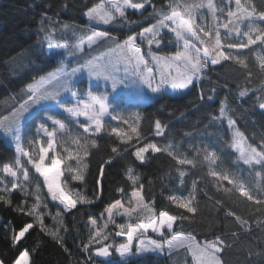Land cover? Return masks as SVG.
<instances>
[{"label":"trees","instance_id":"obj_1","mask_svg":"<svg viewBox=\"0 0 264 264\" xmlns=\"http://www.w3.org/2000/svg\"><path fill=\"white\" fill-rule=\"evenodd\" d=\"M43 1L45 0H0V116L8 115L11 109L27 99L26 86L35 78L54 69L61 62L72 65L85 60L84 52L77 51L73 55H68L65 49L57 45H75L96 30L110 33L113 38L110 41L114 44L115 39H126L129 35L139 33L147 26L156 23L158 19L156 13L168 11L167 5L172 2V0H132L133 3H143L145 8L141 11L126 8V20L118 18L116 22L105 24L90 19L86 13L89 8L106 0H62L47 12L37 8ZM185 2L207 4V0H185ZM251 2L256 4L258 11L264 10V4H261L260 0H251ZM213 3L216 4V0H213ZM198 11L206 12L213 18L212 10L206 6ZM255 20L259 22L261 30H264V21L258 18ZM240 24L237 23L236 27L239 28ZM213 25L218 26L215 22ZM48 31L53 32L51 50L48 47L49 42L44 38ZM160 40L159 47L156 44L151 48L145 47L144 53L147 54L148 50H173L174 46L164 42L169 40L166 30L163 39ZM91 47L94 48V52L99 50L97 44ZM234 50L243 55L247 67L236 63L235 60H222L220 64L214 66L209 64L203 78L198 82L194 81L193 85L183 93L174 94L162 90L141 105L122 100V105H137L140 113L139 141L128 149L130 165L135 170L134 174L139 176V180L133 184L125 174H122L107 183L104 196L106 202L111 204L123 199L136 186L143 184L141 193L143 200L155 209L157 215L163 210L177 217H186L175 222L171 233H188L200 243L220 235L230 245L223 254L226 264H264V257L256 255L257 252L264 251V224H257L258 220L264 221V206L249 201L237 190L225 192L224 188H232V185L209 175L210 166L204 160L206 151H215L220 159L216 164L211 165L212 168L217 171L221 168L227 170L233 178H241L250 192L264 196V167L258 165L253 167L236 162L238 154L228 147L231 143V130L225 119L221 122L218 118L221 103L226 100L228 115L236 120L237 127L245 134L249 143L258 148L264 144V111L261 107L264 105V71L260 70L256 55L257 51H261L264 58V42L257 41L246 48ZM49 51L65 52L63 60L49 56ZM242 91H246L244 96L240 95ZM42 107L47 108V111L41 113L43 117L47 114L63 119L65 116L63 112L58 111L53 101L35 106L32 112L35 113ZM28 119L30 123L23 130V142L28 136L35 135V128L42 122L32 121L31 115ZM156 120H160L165 126L162 135H156ZM146 142L155 143L162 148L171 144L172 151L176 155L195 159V166L179 165L167 152L151 150L145 154V161L140 163L136 160L134 151L136 147H142ZM89 152L90 155L85 158L88 165L85 173L99 169L108 159L100 149L89 148ZM16 156L13 141L0 134V167L11 163ZM181 171L186 173L182 178ZM63 177L72 187H78L86 192L85 181L71 180L66 172ZM193 181H196L194 206L197 207V212L195 214L177 207L168 199L174 193H192ZM41 184V189L46 192L45 184L42 181ZM1 186L0 180V189ZM118 189H123V192ZM0 195L10 199L3 191H0ZM95 198L92 197L91 200ZM152 201L154 204L151 203ZM4 204L20 218L34 224L23 241L13 247L11 235L12 230L16 228L11 219L0 215V259L4 260V264H13L18 254L25 248L30 253L29 264H103L104 261L117 264L121 261L115 248L126 239V236L116 235L119 229L113 224L105 230L108 238L103 241L113 246L109 258H98L94 255V251L86 252L82 249V245L88 243L90 236L89 219L98 212L91 204L77 203L76 208L70 212L63 211L58 217L59 221L53 223L57 229H60L59 235L63 238L71 256L49 235L50 231L46 227L52 224L50 216L44 215L45 230L42 231L34 216L16 210L20 205L28 208L29 202ZM229 212L247 221L252 226L251 231L242 230L235 216L227 214ZM148 215L150 213L147 211L138 210L131 217L126 216L125 220L138 221ZM64 226L67 227V231H64ZM234 232L238 233L236 237L232 235ZM89 255H92L91 261L87 259ZM130 264H196V262L186 248H174L171 252L166 250L161 254H142L138 258L131 259Z\"/></svg>","mask_w":264,"mask_h":264},{"label":"snow or ice","instance_id":"obj_2","mask_svg":"<svg viewBox=\"0 0 264 264\" xmlns=\"http://www.w3.org/2000/svg\"><path fill=\"white\" fill-rule=\"evenodd\" d=\"M229 4L232 0H228ZM236 11L229 10L227 12V22L218 26L209 28L206 24L197 23L196 16L197 10L203 7H207L212 10L213 19H216V6L213 0H207V4L198 2H185V0H172L167 5L168 11H160L157 14L158 19L156 23L146 27L137 35H129L126 39L114 40V47H110L106 53L100 56H93L90 59H85L83 63H79L78 66L70 67V64L60 63L54 71L47 73L45 76L39 77L33 83L26 86L25 99L17 107L11 109L8 115L0 116V130L7 134H11L12 140L15 142V151L17 156L11 163L4 164L0 167V172L7 174L12 177L11 188H8L5 184L3 189L0 191L6 192L9 195L17 188L21 191H25V184L29 182V172L21 162V157H27V163L31 164L35 172L43 177V182L47 186V192L51 197L52 201L58 202V210L56 215L60 216L62 208L63 211L70 212L72 209L77 207V203L80 204H91L93 201L88 199L83 193L73 191L71 189L66 190L67 180L60 182V177L63 175L61 170V164L64 163L65 167L63 171L69 173V179L71 180H84V172L87 170V163L85 158L90 155L89 148H95L99 150V142L96 137L102 132L105 126L104 116L109 113L111 107V101L109 100L108 93H101L99 91L93 93L88 92L86 98H78L71 107L63 108L64 112L68 114V117L73 119L69 120L67 117L62 119H55L53 116L43 117L42 112L47 111V108L42 107L37 112H31L37 105H42L43 102L53 101L55 106L63 107L64 101L61 99V92H68L72 97H79L80 93L73 91L75 83L73 78L78 72L87 70L90 77H94L97 80L103 79L104 81H111V88L115 91L119 85H124L128 74L136 79L133 83L146 86L147 89L153 94H159L165 87H171L174 90L188 89L193 85L194 81H199L203 78L206 69L209 64L217 65L221 61L235 60L236 63L247 67V64L239 56H233L225 52V47L228 49L246 48L249 45L255 44L257 41L264 42V30H255L257 35L255 39L250 34L253 29L249 27V31H245L242 34L247 37L244 42L237 43H226L224 40L232 33L240 34L237 23H243L245 20L249 21L258 18L264 21V10L257 9L256 4L252 3L251 0H246V3L241 0H234ZM261 4H264V0H260ZM126 8L132 9H144L143 3H132V0H106V2L99 3L87 10L86 15L90 19H96L102 21L105 24L116 22L118 18L126 20ZM154 12H156L155 6H153ZM118 14V16L116 14ZM46 18V17H45ZM43 20L41 23L43 24ZM232 25V27H230ZM67 27V26H65ZM221 28L226 30L224 36L221 35ZM163 29L169 30L174 34L182 50L176 51L174 54L169 56H158L152 55V60L156 66L160 69L158 73L154 72L152 67H148V61L142 54L141 47L137 44L138 38L145 39V34H150V38L147 39L149 48L156 44L160 46L161 40L157 39L160 31ZM48 42V47L51 50L53 48V32L48 31L44 37ZM195 38L196 43H193ZM112 36L108 32H94L87 38V46L91 47L92 44L96 43L97 40H112ZM199 45V46H198ZM59 48L66 50L68 55H73L75 52H84L85 41L81 39L80 43L75 45H57ZM49 56L57 57L60 61L63 60L65 52L54 53L49 51ZM259 59V68L264 71V58ZM70 68V70H69ZM123 72L122 76H118V73ZM249 76L251 73L249 72ZM155 81V83H154ZM51 86V87H50ZM246 91L240 92L241 96H244ZM137 99L144 101L149 97L143 92L138 90L136 93ZM227 101H223L219 108L218 118L223 122L226 118L227 125L232 129L231 143L228 145L230 150H234L238 154L236 162H242L248 166H261L264 167V144L257 147L253 146L248 142V138L245 134L240 131L237 127L236 120L232 116L228 115L226 111ZM264 107V105H261ZM115 111V109H113ZM30 114L32 121H42L35 128V133L39 137L42 133L43 136L39 140H29V144L36 145L35 155L30 154L23 146L22 133L25 127L30 123L28 116ZM84 116L86 122L80 123L79 127L83 130V134L72 136L70 142L76 145V150L70 151L65 144V137L72 131L69 127L70 124L78 122L79 117ZM113 120H121L122 123L128 124L130 133L123 132L119 128H112L111 131L121 137L122 143H130L135 134L139 140V113L135 114V121L133 124H129L128 119L124 118L121 114L117 113L112 115ZM217 119V117H213ZM50 122V124H49ZM164 125L161 124L160 120L155 121L156 135H162ZM60 137L57 140V137ZM61 145L62 151L65 155H61L57 152L55 146ZM152 152H167L168 155L173 156L177 160L179 165H192L195 166V159H188L187 156H178L172 151V145L168 144L165 147H160L155 143L146 142L142 147H136L134 156L136 160L143 163L146 159L145 154L149 151ZM116 147L111 148L112 153H118ZM49 152L53 154L49 156ZM227 153H225L226 155ZM220 157L217 156L215 151L207 152L204 156V160L209 163V175L216 178L218 181H227L232 185V188H224L225 192L237 190L244 197H247L249 201H254L255 204L264 206V196L246 190L245 183L241 178H233L231 174L221 168L220 171L212 168L211 165L216 164V161ZM45 160L48 163L45 164ZM75 160V166L67 161ZM112 159L109 158L103 162L99 168L97 176V188L95 196L98 199L103 194L102 180L104 177V165H111ZM135 170L132 167H128L125 170V175L129 181L136 184L139 180V176L134 174ZM18 173L22 176V181L18 177ZM186 173L181 171L180 177L185 176ZM181 182H183L181 180ZM40 185H36V203L31 207L25 208L23 205L17 206L16 210L29 216H34L39 222L41 230H45L44 226V214L39 210L41 207V200L39 196ZM196 181H193V190L188 197H176L170 196L168 199L175 203L177 207L186 209L188 213L195 214L197 207L194 206L195 200ZM123 192V189H118ZM143 191V184H139L137 189L131 193V197L135 198L128 201L129 206L125 207L122 200H116L105 209L107 214V221L102 226L94 227L87 244L82 245V249L86 252H93L96 257L107 258L112 254V245L103 243L108 238L105 234V230L108 228L111 222L119 229L115 234L118 236H126V242L121 243L115 248V251L122 258L117 264H130L131 259L138 258L142 254L153 252V253H164L166 250L171 252L174 248H186L191 252V256L196 264H226L223 259L225 249L230 247L225 240L220 236H215L212 240H205L200 243L192 235L176 234L172 235L171 239L158 242L157 240L145 241L144 239L138 240L136 252L133 253V240L134 234L147 232L149 229L154 233H159L161 237L164 236L166 230H172L175 222L180 219L183 220L186 217L171 215L168 211L161 210L158 215L155 213V209L151 207L149 203L143 200L141 195ZM25 194H27L25 192ZM75 197V198H74ZM0 201L11 205V200L6 199L4 195H0ZM26 203V201L24 202ZM154 204V201L151 202ZM46 208L47 205L44 204ZM119 211L122 216L131 217L138 210L140 212L147 211L150 215L142 217L136 223L129 224H116L113 219V210ZM260 209L258 208L257 211ZM105 213H101L103 216ZM51 213H49L50 215ZM228 215L235 216V213L229 212ZM236 221L240 224V227L244 231H251V225L241 219L239 216H235ZM90 223L93 226L97 225V220L94 217L90 218ZM257 224H264V221H257ZM33 223H27L23 225L18 231L12 230V245L13 247L19 245L26 234L33 229ZM64 231H67V227L64 226ZM60 229L49 232V235L57 241L58 244L64 249V251L71 256V252L65 246L63 238L59 235ZM233 237H236L238 233H232ZM94 245H96L94 247ZM38 247V245H37ZM36 249L34 248L33 251ZM252 253H249L251 255ZM256 255L264 257V251L257 252ZM30 253L28 249H23L18 254V258L13 264H29ZM88 261L92 260V255L87 257ZM0 264H4V260L0 259ZM103 264H110V261H104Z\"/></svg>","mask_w":264,"mask_h":264},{"label":"rangeland","instance_id":"obj_3","mask_svg":"<svg viewBox=\"0 0 264 264\" xmlns=\"http://www.w3.org/2000/svg\"><path fill=\"white\" fill-rule=\"evenodd\" d=\"M60 2H62V0H45V1L41 2L39 4V6H37V8L43 10L44 12H47L50 9L57 6ZM241 2H242V4L246 3V0H241ZM121 3H122V0H121ZM215 6L217 9L216 10L217 13H215V15H216L215 20L211 16H209L206 12L198 11L197 16H196L197 23H203V24H206L209 28H212L214 26L213 22H215L216 25H220V24L227 22V12L229 10H231L233 12L236 11V6L234 3V0H232L231 4H229L228 0H216ZM137 10L141 11L142 9H137ZM149 26H147V27H149ZM230 27H232V25H230ZM249 27H251L253 29V31L250 34L255 39V36L257 35V32L255 30H261L259 22L254 19L249 24V21L245 20L243 23L240 24V26L238 28L240 34L239 35H237L236 33L230 34V36L224 40L225 44L229 43V42L237 43V42L246 41L247 37L244 36L242 33L245 31H249ZM165 30L168 32L169 40H164V42L170 46H174L173 50H168V51H161V50H159V51L152 50L151 51V50H148V52H147L148 55H147L146 53H144V48L149 47L147 44V39L150 38V34H145V39H143V40H141L139 38L137 40V44L141 47L142 54H143L144 58L148 61V67H152L154 69V72L157 73V79H158V73H159L160 69L156 66L155 62L152 60V55L156 54L158 56H165L166 57V56L174 54L178 50H182V48L180 46L182 44V42L178 43L174 34L171 33L167 29L161 30L157 39H159V40L161 38L163 39ZM225 31L226 30L221 28L222 37L224 36ZM94 32H100V31L96 30ZM140 32H142V30ZM139 33H135L132 35H137ZM91 35H89V36H91ZM89 36H87L86 38L83 39L85 41V47H84V53H83V56L85 57V59H90L93 56H100V55L106 53L110 47H114V44L110 40H97V42L94 44H97V47L99 50L97 52H94L93 47L87 46V38ZM193 43H196L195 38H193ZM153 44H155V43H153ZM224 51L229 53L230 55L239 56L241 59H243V55L238 53V52H235L234 49L225 48ZM256 55L258 58H263L261 51H257ZM83 62L80 61L78 63H74V64L70 65V67L78 66L79 63H83ZM61 63L68 64L67 62H61ZM57 67H59V64L54 69L47 71L46 73L40 75L39 77L45 76L47 73L54 71ZM69 70H70V68H69ZM122 75H123V72L118 73V76H122ZM39 77L35 78L33 80V82L35 80H38ZM135 79L136 78L132 77L131 74L129 73L125 84L119 85L118 88L115 91H113L111 88V81H104L103 79L97 80L94 77H90L87 73V70L78 72L76 74V76L73 78V82L75 83V88L73 89V91L79 92L80 96L79 97H72L70 95V93H68V92H61V99L63 101H65L66 99H68V100L64 102L63 107H57V109H58V111L63 112L65 116L63 119L53 116L55 119L64 120L67 117L69 120H71L73 118L68 117V114L66 112H64L63 108L73 106L76 102V99L86 98L89 91H91L93 93L99 91L101 93H108L109 94V100L111 101V107L109 108V113H111V115L106 114L104 116V121H105L104 129L99 134V137H96V139L98 140L99 145H100L99 149L106 154L108 159L109 158L112 159V164L110 166L104 165V177L102 180L103 194L98 199L95 198L94 200H92L93 203H91V205L98 212L96 215L92 216L97 220L96 226H93L90 223V219H89L88 228H89L90 234H91L94 227L102 226L107 221V214L105 213V209L108 205H110L106 202V199L104 196L107 183L110 180L115 179V178L121 176L122 174H125L126 168L131 167L130 159L128 156V149L132 145H134L135 143H137L139 141L136 138L135 134H132L133 139L131 140L130 143H122L121 137L118 136L116 133L112 132L111 129L112 128H119L123 132H129L130 133L129 126H128V124L122 123V121L119 119L113 120L111 118V116L119 113L124 118L128 119L129 124H133L135 121V114L139 113L138 106L137 105H135V106L134 105H127V104L122 105L121 104L122 100L125 99L128 101H132L135 104L141 105V104H144L145 102H147L148 100H150L151 98H153L154 96L158 95V94L151 93V91L149 89H147L146 86H144V85L133 83V81ZM33 82H31V83H33ZM154 83H155V81H154ZM141 89L146 94V96L149 97L148 99H146L144 101L138 100L137 96H136L137 91L141 90ZM163 90L169 91V92L174 93V94H179V93L185 92L187 89L174 90L171 87H165ZM43 104H47V102H43ZM113 109H115V111H113ZM262 109L264 111V107H262ZM139 115H140V113H139ZM47 116H50V115L46 114L44 117H47ZM225 120H226V118H225ZM84 122H86L85 117L80 116L78 122H75V123H72L69 125V127L71 128L72 131L68 134V136L65 137V141H67V143L65 144V147H67L70 151L74 152L76 150V145L72 144L70 142V139L72 136H75L78 134H83V130L79 127V124L84 123ZM49 124H50V122H49ZM230 130L232 133L233 130L232 129H230ZM42 136H43L42 133L40 134L39 137L36 135V133L34 136L33 135L28 136V138H26V140L23 142L24 148L30 154L35 155L36 154V152H35L36 145L29 144V140H39L40 137H42ZM59 139H60V137L58 136L57 140H59ZM112 147H116L119 150L118 153H112L111 152ZM55 149L57 152H60L62 156L65 155V153L62 151L61 145L59 143L55 146ZM52 154H53L52 152H49V156H51ZM27 160H28L27 157H21L22 164L24 165V167H26L28 169V172H29V182H26V184H25V191H21L20 188H17L15 190H13L10 195L6 192L5 193L9 195V198L11 199L12 202L24 203L26 201V202L30 203L29 207H31V205L36 203V199H35L36 194H37L36 185L37 184L42 185L41 181L43 182V178H42V176H40L38 173L35 172L32 165L27 163ZM47 163H48V160H45V164H47ZM67 163H71L73 166H75L76 162H75V160H70V161H67ZM64 167H65V164L62 163L61 164V170H62L63 174H65V172L68 173L67 171H63ZM98 172H99V169H96L95 171H93L91 173H85L84 172V180L83 181H85V183L87 184L86 192H83V190H81L78 187H72L69 184V182L66 185V190L71 189L73 191L81 192L88 199H91L92 197H96L95 191L97 188L96 181H97ZM18 177H19L20 181H22L23 178H22V176H20L19 173H18ZM0 180L2 183V186H1L2 189L4 188L5 184H7L8 188H11V184H12V180H13L12 177L8 176L7 174H5L3 172H0ZM65 180H67V179L65 177H63V175H62L60 177V182H61L62 186H64L63 182ZM75 181H79V180H75ZM137 187L138 186H136L123 199H120L124 202L125 207L129 206L128 201L130 199H133V200L135 199V198L131 197V193L134 190H136ZM45 188H46V192L43 191L44 189H41V186L39 188V196H40V200L42 202L39 210L44 215L46 214V215L51 217L52 224H50V226H47L46 228L49 231L54 232L57 230V226L53 223H56L59 221V218H58L59 216L56 215L57 210H58V202L51 200V197L47 192V186L46 185H45ZM245 188H246V190H249L246 183H245ZM25 192L27 194H25ZM189 194L190 193H184V194L174 193V194H172V196L185 197L186 198L189 196ZM44 204L47 205L46 208L44 207ZM60 211L62 213L63 209L61 208ZM49 213H51V214L49 215ZM101 213H105V214L102 216ZM0 215L8 217L9 219H11V221L13 222L14 227L16 228L17 231L23 225H25L27 223H31L29 221H26V220H23L22 218H20L14 211L8 209L3 202H0ZM125 217L126 216L120 215L118 210H116V209L113 210V219L116 221V223L127 225L129 223L138 222V221H133V220L132 221L125 220ZM108 223H109V225L112 224L111 222H108ZM171 231L172 230H166L163 237H161L159 235V233L152 232L150 229L147 232H143V234H141V233L134 234L133 253L136 252V248H137L139 239H144L146 242L149 240H157L158 242H160V241H165L167 239H171L172 235H176V234L189 235L188 233H185V232H172L171 233ZM125 242H126V239L124 241H122L121 243H125ZM148 253H153V252H148ZM156 254H161V253H156ZM119 259L122 260V258L120 256H119Z\"/></svg>","mask_w":264,"mask_h":264},{"label":"crops","instance_id":"obj_4","mask_svg":"<svg viewBox=\"0 0 264 264\" xmlns=\"http://www.w3.org/2000/svg\"><path fill=\"white\" fill-rule=\"evenodd\" d=\"M58 106H56V108H57ZM35 108V107H34ZM34 108L33 109H31V112L34 110ZM26 116H30V114H26ZM0 134L1 135H3V136H5V137H7V138H9L10 140H12V136H11V134H7V133H5L4 131H2V130H0ZM22 138H23V133H22ZM13 141V140H12ZM13 143L15 144V142L13 141ZM43 178V177H42Z\"/></svg>","mask_w":264,"mask_h":264},{"label":"water","instance_id":"obj_5","mask_svg":"<svg viewBox=\"0 0 264 264\" xmlns=\"http://www.w3.org/2000/svg\"><path fill=\"white\" fill-rule=\"evenodd\" d=\"M103 258V257H102ZM107 258H109V257H107Z\"/></svg>","mask_w":264,"mask_h":264}]
</instances>
